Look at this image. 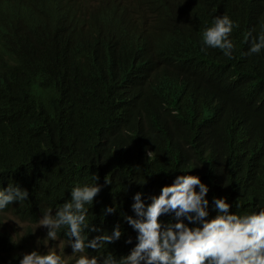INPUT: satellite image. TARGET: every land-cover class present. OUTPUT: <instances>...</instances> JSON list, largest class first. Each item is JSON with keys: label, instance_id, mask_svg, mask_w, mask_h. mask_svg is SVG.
Masks as SVG:
<instances>
[{"label": "trees", "instance_id": "1", "mask_svg": "<svg viewBox=\"0 0 264 264\" xmlns=\"http://www.w3.org/2000/svg\"><path fill=\"white\" fill-rule=\"evenodd\" d=\"M223 15L235 25L231 58L202 41ZM148 28L150 37L139 31ZM261 34L264 0H0V189L29 194L0 210V264H17L35 240L30 228L15 240L3 219L35 224L44 246L43 210L54 215L75 186L101 187L86 205L97 229H85L86 243L122 232L87 248L101 264L138 243L125 219L137 218L134 196L147 206L179 175L208 187V219L214 198L230 214L264 208V49L247 54ZM159 222L176 223L175 213ZM60 230L56 240H68Z\"/></svg>", "mask_w": 264, "mask_h": 264}, {"label": "clouds", "instance_id": "2", "mask_svg": "<svg viewBox=\"0 0 264 264\" xmlns=\"http://www.w3.org/2000/svg\"><path fill=\"white\" fill-rule=\"evenodd\" d=\"M234 26L227 15L216 16L212 26L203 31L204 45L218 48L231 58L234 45L229 36ZM262 49L264 34L252 39L247 54H259ZM110 182L106 177L105 183ZM100 191L96 183L75 186L70 200L56 208L54 215L52 208L43 210V218L38 223L47 229V241L56 240L58 231L66 229L68 240L58 238L65 244L63 259L44 245L32 248L31 253L22 252L17 264H66L69 260V264H101V258L87 255V248L98 251L119 240L122 232L116 225L110 235H97L86 243L85 229L97 231L94 226L90 227L86 205H92ZM208 191L198 176L179 175L171 186L162 188L159 196L151 197L152 202L147 206L141 200V193H137L132 205L137 218L125 219L137 231L138 243L129 255L120 259L111 253L102 256V264H264V208L246 215L230 214L226 199L214 198L217 215L208 219L209 201L205 199ZM28 195L26 190L10 183L6 189H0V210L14 201H26ZM105 212L113 213L115 208L108 207ZM169 213H175L177 222L162 226L159 217ZM189 224L197 226L189 227ZM13 230H10L12 234Z\"/></svg>", "mask_w": 264, "mask_h": 264}, {"label": "rangeland", "instance_id": "3", "mask_svg": "<svg viewBox=\"0 0 264 264\" xmlns=\"http://www.w3.org/2000/svg\"><path fill=\"white\" fill-rule=\"evenodd\" d=\"M123 7H124V4L122 1V2L118 3L116 9H118L120 11L121 9H123ZM123 13H126V11ZM4 223H10V224L14 225L13 237L16 240L21 239L20 238L21 235L25 234L26 231L28 230V228L32 229L34 235H36L38 239H40V237H41L40 232L38 231V227H36V226L28 227L27 224H23L14 218H11L10 221H9V219H6V220H4ZM44 243H45V247L48 251L51 249L52 251H55L58 255H60L62 258V253L65 252V244L61 243L58 240H49V241H45ZM69 261H67L66 264H69L70 263Z\"/></svg>", "mask_w": 264, "mask_h": 264}, {"label": "bare ground", "instance_id": "4", "mask_svg": "<svg viewBox=\"0 0 264 264\" xmlns=\"http://www.w3.org/2000/svg\"><path fill=\"white\" fill-rule=\"evenodd\" d=\"M116 12L118 13V12H120L118 9H116ZM125 15V13H123L121 16H119V18L120 17H122V16H124ZM152 29L153 28H148V29H143V30H139V31H143L144 33H146V35H148L149 37L151 36V31H152ZM137 42L138 41H141V43H142V45L144 46V43H145V39L144 38H142V36H137V38L135 39ZM152 40L150 41V43H149V47L145 50V59H146V61H150V58H149V54H150V47H151V44H152ZM219 99H221V103L219 104V105H223L224 103H225V100H224V98L223 97H219ZM105 214V219L104 220H102L101 218V222H100V224L101 225H107V223H108V221H110V219L112 218V214L110 213L109 215H106V213H104ZM22 223V222H21ZM24 224V223H23ZM35 225V224H34ZM34 225H32V226H34ZM28 226V225H27ZM33 235H34V233H33ZM34 238H35V240H34V242L32 243V245L31 246H33L32 248L34 249H37V236L36 235H34ZM32 248L30 249V251H26V253H31L32 252Z\"/></svg>", "mask_w": 264, "mask_h": 264}]
</instances>
